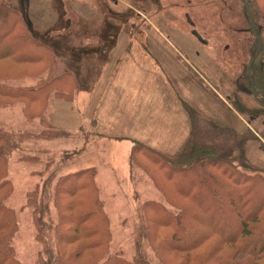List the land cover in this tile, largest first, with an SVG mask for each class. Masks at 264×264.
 I'll use <instances>...</instances> for the list:
<instances>
[{
    "label": "trees",
    "instance_id": "obj_1",
    "mask_svg": "<svg viewBox=\"0 0 264 264\" xmlns=\"http://www.w3.org/2000/svg\"><path fill=\"white\" fill-rule=\"evenodd\" d=\"M233 1L240 7L247 35L235 41L242 64L228 104L257 125L260 136L249 129L244 136L227 129L209 130L206 120L185 106L191 134L176 156L167 158L133 142L130 163L149 177L163 200L140 205L142 231L155 263L138 252L131 261L110 252L109 219L94 169L61 176L53 187L54 219L45 221L41 207L31 197L27 201L33 209L37 240L43 245L37 264H264V171L246 174L231 159L233 148L244 159L246 137L264 140V0H244L261 41L248 75L246 64L257 43L248 29L243 4ZM192 4L218 9L220 15L229 8L230 18L236 15L228 0H194ZM241 32L246 34L244 30L236 34ZM54 66L52 50L30 33L18 11L0 0V109L20 105L24 119L37 121L41 128L37 134L0 129V264H17L12 249L16 220L6 206L11 194L8 158L26 141L74 137L53 128L47 119L50 100L73 102L77 89L67 71L43 79ZM25 80L35 84L21 85ZM47 233L52 234L51 247L45 243Z\"/></svg>",
    "mask_w": 264,
    "mask_h": 264
},
{
    "label": "rangeland",
    "instance_id": "obj_2",
    "mask_svg": "<svg viewBox=\"0 0 264 264\" xmlns=\"http://www.w3.org/2000/svg\"><path fill=\"white\" fill-rule=\"evenodd\" d=\"M5 1L22 15L30 33L52 50L55 66L43 79L67 71L79 83L80 90L74 97L79 111L92 96L95 80L103 73L102 62H109L104 54L123 50L174 51L177 55L169 58L166 68L174 64L172 75L176 82L184 83L189 97L203 88L215 91L228 101L241 62L238 60L240 52L234 48L235 41L247 35L240 7L233 0L232 3L228 0L229 7L236 9L233 19L228 14L229 8L225 15H220L218 9L192 5L194 0ZM188 1L192 3L188 5ZM237 30H244L246 34H236ZM147 39L156 40L152 49ZM148 58L151 61L146 66L151 68V62L155 64V61ZM110 64L109 74L115 69V65ZM20 83L34 85L35 81ZM190 83L198 84L195 90ZM234 113L245 126L242 134L235 135L244 136L249 129L260 136V129L251 124L248 117ZM206 122L204 125L207 124L209 130L227 129L218 122ZM0 129L12 134H37L41 130L37 121L24 119L20 105L0 109ZM90 129V124L83 129V133H87L83 135H88L86 138L26 141L8 158L6 177L11 194L6 206L16 220L12 249L17 264H37L43 248L37 240L28 198L41 207L43 219L50 221L55 218L52 194L58 178L91 167L97 172L98 193L109 219L110 252L126 261H131L138 252L155 263L142 231L140 205L145 199L163 202L162 197L142 170L133 166L131 180L126 177L130 161L129 150L123 142L96 139L89 136ZM246 139L244 159L240 150L233 148L234 165L246 174L264 171V140ZM45 238L46 245L51 247L52 234L47 233Z\"/></svg>",
    "mask_w": 264,
    "mask_h": 264
},
{
    "label": "crops",
    "instance_id": "obj_3",
    "mask_svg": "<svg viewBox=\"0 0 264 264\" xmlns=\"http://www.w3.org/2000/svg\"><path fill=\"white\" fill-rule=\"evenodd\" d=\"M155 42L146 40L151 49ZM104 55L109 62H102L103 73L95 80L94 92L83 103L82 111L75 106L76 98L73 102L50 100L47 119L53 128L74 134L76 138H86L88 135L83 134L87 133L80 130L90 124L89 136L123 142L129 150L128 159L133 142L167 158L176 156L191 134L185 106L207 121L220 123L233 134L243 133L245 126L222 96L201 88L189 97L184 83L176 82L171 71L176 68L174 64L166 68L176 52L123 50ZM148 57L155 61V64L151 62V68L146 66L151 61ZM110 63L115 69L109 74ZM76 85L77 95L80 90L77 81ZM197 85L190 83L194 90ZM129 165L128 179L134 174L132 164ZM147 201L157 202L145 199L142 203Z\"/></svg>",
    "mask_w": 264,
    "mask_h": 264
},
{
    "label": "water",
    "instance_id": "obj_4",
    "mask_svg": "<svg viewBox=\"0 0 264 264\" xmlns=\"http://www.w3.org/2000/svg\"><path fill=\"white\" fill-rule=\"evenodd\" d=\"M239 1L241 2V4H243V6H244V8L246 10V13H247V16H248V19H249V29H250L251 34L253 35V37L255 38L256 43H257V48H256V51H255V54L250 57V59H249V61L247 63V68H248V71H249L252 62L254 61L255 57L257 56L258 52L261 49V41H260L259 36L256 34L253 18H252V15H251L249 7L247 6V4H246V2L244 0H239ZM192 35L194 37H196L197 39H199V36L197 35L196 32L193 31Z\"/></svg>",
    "mask_w": 264,
    "mask_h": 264
},
{
    "label": "flooded vegetation",
    "instance_id": "obj_5",
    "mask_svg": "<svg viewBox=\"0 0 264 264\" xmlns=\"http://www.w3.org/2000/svg\"><path fill=\"white\" fill-rule=\"evenodd\" d=\"M191 4V2L190 1H188V5H190ZM193 5V4H192ZM256 31V30H255ZM193 32V31H192ZM196 38V37H195ZM236 51H239L240 52V50H238L237 48H236ZM239 56H242V52H240V54H239ZM256 58V57H255ZM250 59V58H249ZM248 59V60H249ZM239 60H240V58H239ZM255 60V59H254ZM254 62V61H253ZM252 62V63H253ZM248 63V62H247ZM240 64V66H241V64H242V61L239 63ZM252 65V64H251ZM240 66L238 67V69L240 68ZM238 69H236L237 70V75L239 74V71H238ZM246 70H247V75H248V68H247V64H246ZM250 70V69H249ZM250 92H251V94H252V96H254L255 98H258L259 96H256V95H254V93H252V91H251V87H250ZM229 98V97H228ZM225 101H226V99H225ZM227 103H228V101H226Z\"/></svg>",
    "mask_w": 264,
    "mask_h": 264
}]
</instances>
